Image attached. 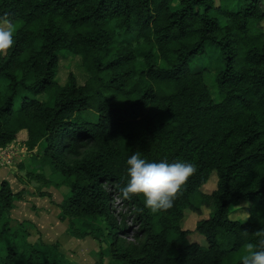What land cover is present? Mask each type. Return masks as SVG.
Masks as SVG:
<instances>
[{
    "label": "trees",
    "instance_id": "1",
    "mask_svg": "<svg viewBox=\"0 0 264 264\" xmlns=\"http://www.w3.org/2000/svg\"><path fill=\"white\" fill-rule=\"evenodd\" d=\"M6 22L15 44L0 54V148L23 132L33 164L62 177L27 174L39 197L70 189L59 217L70 235L106 244L110 264H240L264 228V0H0ZM207 43L225 58L221 101L203 72L188 69ZM62 50L80 58L84 83L73 72L58 82ZM135 151L196 164L172 209L141 213V197H122ZM214 172L217 188L207 194ZM26 194L0 184V244L21 232L11 212ZM241 201L246 222L231 218ZM203 208L210 215L194 232L207 245L183 228L186 211ZM54 248L27 243L20 251L15 241L6 256L0 249V264H66Z\"/></svg>",
    "mask_w": 264,
    "mask_h": 264
},
{
    "label": "rangeland",
    "instance_id": "2",
    "mask_svg": "<svg viewBox=\"0 0 264 264\" xmlns=\"http://www.w3.org/2000/svg\"><path fill=\"white\" fill-rule=\"evenodd\" d=\"M219 2H217V5ZM177 4H174V8ZM10 23L6 22L0 24V27H8ZM60 67L57 75L59 83L64 84L68 80V75L73 72L81 83L86 80V73L82 68L80 58L74 54L69 53L66 50H62L59 54ZM225 58L222 55L220 49L212 45L211 43L206 44V55L205 56H194L188 65V69L192 73L203 72L207 85L210 88L212 96L215 101H221L224 97L220 94L218 85L216 82V76L225 69ZM25 133H21L18 139L9 145L15 150V161L14 165L2 166L0 169L5 168L8 171V175H12L10 170L17 176L14 180L15 188H21V184H24L27 194L31 196L41 198V200L16 202L15 208L11 212V223L10 225L21 232L19 235L8 234L0 244L1 255L4 257L7 254V249L15 241L19 242V250L21 251L27 243H45L50 248L55 246L53 253L56 257L66 264H110L111 259L107 256L106 244L100 247L99 243L91 237L85 239H77L69 233V221L60 222L61 204L65 197L68 195L70 189L67 186L61 188H50L49 192L52 193V197H39L38 190L39 185L37 182H30L27 178V174L31 170H35L36 173H44L47 176H52L54 181H62V177H55L52 175V171L49 167H39L33 164L31 160V152L27 149L25 144ZM17 152V153H16ZM23 165V168L20 165ZM13 174V175H14ZM3 175V174H2ZM2 178V177H1ZM12 178V177H11ZM9 180L4 175L3 180ZM13 179V178H12ZM2 179H0L1 184ZM218 177L214 172L208 183L202 188V191L210 194L217 188ZM46 190V189H45ZM33 197V196H32ZM113 209L118 214L123 209L121 200L119 197H115L113 202ZM208 208H203V214L197 215L196 213L187 210L184 220L183 228L185 230L193 231L189 235L191 242H198L202 245L206 244V238L194 232L197 222L201 219H206L210 215ZM231 218L240 222H246L249 218L248 203L241 201V203L231 207ZM104 224V222H102ZM128 224L132 226L134 232H130L125 236L127 241H132L135 235L136 227L133 225L131 219H128ZM27 234V235H26Z\"/></svg>",
    "mask_w": 264,
    "mask_h": 264
},
{
    "label": "clouds",
    "instance_id": "3",
    "mask_svg": "<svg viewBox=\"0 0 264 264\" xmlns=\"http://www.w3.org/2000/svg\"><path fill=\"white\" fill-rule=\"evenodd\" d=\"M14 27H0V54L6 53L15 44ZM197 171L189 160L167 159L149 161L139 151L133 152L125 161V182L120 193L126 200L141 197L143 208L151 214L166 212L174 203L189 178ZM255 243H249L240 258V264H264V228L255 232Z\"/></svg>",
    "mask_w": 264,
    "mask_h": 264
},
{
    "label": "crops",
    "instance_id": "4",
    "mask_svg": "<svg viewBox=\"0 0 264 264\" xmlns=\"http://www.w3.org/2000/svg\"><path fill=\"white\" fill-rule=\"evenodd\" d=\"M5 169H6V167L5 168H2V169H0V179H2V181H4L3 180V177H4V175L6 176V178H9V180H7L10 184H11V186H12V188H13V190L15 191V192H18V191H21V190H23V189H26V187H25V185L24 184H21V188H18V189H16L15 188V184H14V180L15 179H17V176L13 173V170L11 169L10 170V173L12 174L11 176L10 175H8V171L6 170L5 171ZM35 171V170H34ZM36 172V171H35ZM3 174V175H2ZM14 174V175H13ZM2 177V178H1ZM13 179H12V178ZM2 181H1V183H2ZM33 196V197H32ZM30 195V194H28L27 196H26V201L28 202V201H33L34 200V202L35 201H37V200H41V198H38V197H36V195H35V197H34V195ZM43 200V199H42ZM41 200V201H42ZM20 202H23V201H20ZM36 203V202H35ZM60 219V218H59ZM62 220H60V222H61ZM68 221V220H67ZM62 222H65V221H62ZM88 238V237H87Z\"/></svg>",
    "mask_w": 264,
    "mask_h": 264
},
{
    "label": "built area",
    "instance_id": "5",
    "mask_svg": "<svg viewBox=\"0 0 264 264\" xmlns=\"http://www.w3.org/2000/svg\"><path fill=\"white\" fill-rule=\"evenodd\" d=\"M17 153V152H16ZM17 155L15 156V150L10 147L0 148V164L2 166L14 165L13 159L15 161Z\"/></svg>",
    "mask_w": 264,
    "mask_h": 264
}]
</instances>
